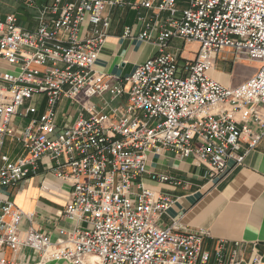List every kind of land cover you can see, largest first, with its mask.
I'll use <instances>...</instances> for the list:
<instances>
[{"label": "built area", "instance_id": "2783aa9c", "mask_svg": "<svg viewBox=\"0 0 264 264\" xmlns=\"http://www.w3.org/2000/svg\"><path fill=\"white\" fill-rule=\"evenodd\" d=\"M123 3L50 0L34 31L14 14L0 17V59L12 67L0 70V188L36 176L48 159L55 175L72 183L64 215L76 222L60 229L57 241L34 229L21 234L27 214L1 198L0 250L30 247L76 264L90 256L93 264H243L237 242L221 241L210 252L206 230L160 227L173 200L145 180L182 183L150 171L151 152L169 149L205 163L215 178L264 138V0H189L183 9L177 0H139L154 11L140 37L149 40L158 29L160 53L119 78L94 64L105 42V8ZM87 25L92 33L83 36ZM176 38L198 43L193 60L180 63L167 51ZM225 49L261 61L257 73L237 87L213 79L214 58ZM106 94L126 100L93 101ZM34 97H46L47 109L32 116L37 109L25 103ZM61 101L79 106L70 123H59ZM7 142L20 147L16 158Z\"/></svg>", "mask_w": 264, "mask_h": 264}, {"label": "crops", "instance_id": "0c3cea01", "mask_svg": "<svg viewBox=\"0 0 264 264\" xmlns=\"http://www.w3.org/2000/svg\"><path fill=\"white\" fill-rule=\"evenodd\" d=\"M49 2L50 0H0V17L14 14L22 27L34 31L39 25L42 8ZM177 5L179 9H183L189 5V0H177ZM153 12L152 9L139 5V0H124L122 5H107L104 21L99 26L105 33V42L100 48L94 69L126 78L139 64L158 55V29L152 31L149 40L140 37ZM166 16L168 13L163 12L162 17ZM105 22L109 23L108 26ZM91 33V26L82 28L81 35ZM198 48L196 42L176 38L171 41L167 51L176 55L177 60L183 63L193 60ZM260 66L261 61L250 59L246 53L225 49L215 56L209 74L225 86L237 87L256 74ZM11 68L0 59V70ZM125 100V96L112 99L109 94L104 99H93L99 106L103 101L117 106ZM66 102L61 101L56 109L60 124L72 122L79 110L78 105L70 107ZM28 105L37 109L32 116L42 114L47 109V98L28 99L25 106ZM72 108L75 112L68 113ZM24 123L25 120L22 125ZM6 151L12 158H16L20 147L7 142ZM52 164L44 159L36 176L25 179L16 187L0 188V199L9 197L27 214L20 225L21 234L34 229L49 235L52 241H57L60 238L59 230H71L76 222L64 215L72 183L57 177L51 168ZM147 164L150 171L182 182L156 183L149 178L145 180V184L156 195L168 194L173 200L169 209L158 220L160 227L175 224L178 231L206 230L209 233L204 241L206 250L213 252L221 241H226L231 246L237 242L243 264H264V138L257 148L247 153L243 163L236 164L229 160L227 171L220 177H208L207 164L183 158L169 149L149 153ZM0 258L6 260L5 264H76L68 259L50 258L48 253L24 246L17 250L4 248L0 250ZM95 261L90 256L83 260V264H93Z\"/></svg>", "mask_w": 264, "mask_h": 264}, {"label": "rangeland", "instance_id": "374dc122", "mask_svg": "<svg viewBox=\"0 0 264 264\" xmlns=\"http://www.w3.org/2000/svg\"><path fill=\"white\" fill-rule=\"evenodd\" d=\"M68 107H69V106H68ZM70 107H71V106H70ZM69 112H72V113H73V112H75V110H73V108H72V110L68 111V113H69ZM75 115H76V114H75ZM28 120H29V119H26V120H25V123L22 125V128L25 126V124L27 123Z\"/></svg>", "mask_w": 264, "mask_h": 264}, {"label": "bare ground", "instance_id": "6f19581e", "mask_svg": "<svg viewBox=\"0 0 264 264\" xmlns=\"http://www.w3.org/2000/svg\"><path fill=\"white\" fill-rule=\"evenodd\" d=\"M96 258H94V257H92V260H95ZM88 261V260H87ZM87 261H85V262H87ZM89 262V261H88ZM92 264V263H91Z\"/></svg>", "mask_w": 264, "mask_h": 264}]
</instances>
